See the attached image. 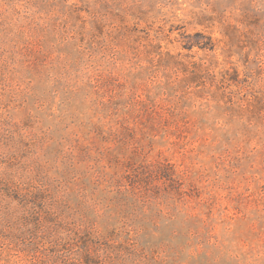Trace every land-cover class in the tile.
Listing matches in <instances>:
<instances>
[{
    "label": "rangeland",
    "instance_id": "obj_1",
    "mask_svg": "<svg viewBox=\"0 0 264 264\" xmlns=\"http://www.w3.org/2000/svg\"><path fill=\"white\" fill-rule=\"evenodd\" d=\"M0 264H264V0H0Z\"/></svg>",
    "mask_w": 264,
    "mask_h": 264
}]
</instances>
